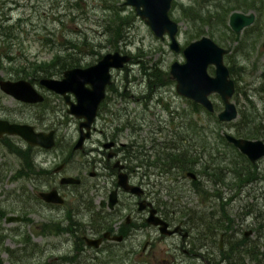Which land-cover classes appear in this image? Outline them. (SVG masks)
<instances>
[{
	"label": "flooded vegetation",
	"instance_id": "1",
	"mask_svg": "<svg viewBox=\"0 0 264 264\" xmlns=\"http://www.w3.org/2000/svg\"><path fill=\"white\" fill-rule=\"evenodd\" d=\"M194 3L185 9L190 14L198 15L195 10L204 9L203 4L198 1ZM19 7H21L19 0H0V71L2 69L6 71V73H0V81L28 79L44 95V100L23 101L5 92L1 86L0 89L5 94L30 104L43 103L48 100V93H57L63 99L64 105H67L66 112L70 113V104L65 95L41 83L43 77H54L53 73L45 75L37 72L43 65H33L34 71L28 70L31 68L30 65H19L21 62L27 63L30 60L26 52L27 48L19 34L24 30L26 16L23 14L15 17V10H19ZM232 12L229 15H223L222 18L224 22L222 25L232 33L230 42L235 43L222 45L230 49L224 54V61L230 69L231 76L236 73L235 65L240 52L255 48L256 42L251 41V36L256 33V38H259L261 25H264L258 21L256 23V13L251 11L255 13V19L250 25L253 26L256 23V27L246 30L250 28V25H247L241 31H236L230 24ZM180 28L179 23V31ZM185 46L181 45L178 52L184 54ZM121 52L130 54L132 59L130 52ZM56 54L54 60L48 64L54 69L56 68L54 63L60 64L64 68L60 70L62 75L66 69L81 66L76 64L75 56L68 52ZM65 59L71 60V63L68 61L64 63ZM208 70L214 74V65H210ZM36 83L41 86V89ZM236 89H239V84L235 81V91ZM257 90L264 92V84ZM244 92L246 93V90ZM69 94L70 99L75 101V95L72 92ZM148 97L151 99V94ZM105 98L106 95L98 106L89 131L90 135L85 138L81 146H77V143L81 135L82 119L70 113L78 118V137L71 143L70 140L67 142L70 150L66 154L62 150L61 162L56 167L42 166L35 160V154L34 161L38 166L36 169H40L39 173L27 172L25 170L28 169L27 167L18 173V170L14 172L15 177L36 183H32L34 186L32 190L30 189L31 193L27 192L32 202L28 200L25 207L28 205L30 207L31 203L36 202L42 206L63 208L67 202L66 190L75 196L74 207L70 211L67 206L65 207L64 218L43 223V229L46 231L57 230L59 233L67 234V239L70 236L75 239L73 255L60 254L59 259L63 260L60 264H85V259L86 264H104L105 262L113 264L112 261H117L119 264H225L223 261L225 253L215 251L216 240L219 241V248H224L228 237L238 242L260 244L258 242L264 237V221H261L257 214L264 211V205L261 208L258 206L256 216H253V213L255 206L258 205L255 204V198L256 200L260 196L264 198V166L261 165L264 156L252 160L228 140L227 133L241 135L237 133L236 125L234 131L223 130L225 123L236 119L231 121L219 119L218 112L223 109L224 103L219 109L213 101L215 108L213 111L209 110L215 112L218 119L224 122L215 129L219 128L217 139L219 138L221 142L217 146L214 144L215 141L208 142V119L204 118L207 115L205 110L208 109L190 97L188 98L194 103L202 105L203 109L177 110L171 105L161 103L163 105L161 109L148 108L144 109L143 113L139 112L140 114L127 107L121 113H112L107 109ZM192 100H189V103H192ZM2 107L7 114L11 113L10 108ZM0 118L10 122L30 123L18 121L8 115H0ZM44 118L46 115H43ZM114 121L117 123L114 124ZM36 129L44 131L55 129V145L51 148L32 146L20 135L8 133L0 136V141L6 143L13 141L14 144H19L20 140H24L36 153L51 150L57 146L58 126L52 123L45 124V129L37 127ZM96 134H99L94 140L96 146L86 149L87 141ZM222 137H225L226 141L234 147L222 142ZM90 152L96 155L93 154V158L81 161V164L71 165L73 154ZM9 165L0 163V169L5 166L9 168ZM1 172L0 181L4 179ZM64 176H73L80 181L63 183L61 179ZM120 176L128 187L119 183ZM229 176L231 187L224 182V179L229 180ZM39 177L40 181L37 180ZM224 186L230 189V197L224 196L222 190ZM51 189L58 190L64 198L63 203L47 201L40 195L41 191ZM243 196L249 198L252 196V205L249 203L250 209L231 213L228 204L238 200L239 205L242 206L239 197L243 199ZM2 211L1 209L0 223L4 217L7 222H11L7 220L9 214L1 216ZM26 211V209H20L17 214L13 213L21 216L16 221L29 222V212ZM227 215L230 218L229 221H225ZM250 216L253 219L247 222ZM0 229L4 232L7 230L3 225H0ZM88 238L94 241L89 243ZM28 241H30L29 238ZM15 249L16 254L12 252L14 250L8 249L10 256L16 255L15 257L19 260L34 258V253L28 250L27 244ZM69 256L71 257L67 259L66 257ZM68 260L71 261L68 262Z\"/></svg>",
	"mask_w": 264,
	"mask_h": 264
},
{
	"label": "rangeland",
	"instance_id": "2",
	"mask_svg": "<svg viewBox=\"0 0 264 264\" xmlns=\"http://www.w3.org/2000/svg\"><path fill=\"white\" fill-rule=\"evenodd\" d=\"M19 1L21 7L15 10V17L23 14L26 16V23L23 24L24 30L19 34L30 58L27 63L21 62L19 65H30L31 68L28 70L34 71L33 65L47 66L54 60L56 53L68 52L75 56L76 64L84 66L97 62L102 54L109 51H127L132 54V59L124 67L111 68L112 82L107 86L105 98L107 109L112 113H121L127 107L140 114L139 112L143 113V110L148 108L161 109L163 107L161 103L171 105L177 110L194 108V101L178 93L176 80L170 77L171 63L174 60L184 61V54L170 47L168 36L161 38L156 35L145 19L136 12L134 6L125 4V0ZM194 1L201 2L204 8L201 15L198 14L196 17L185 9L195 4ZM225 3V0H173L169 13L180 23L178 36L180 44L185 46L191 40L200 38L202 35H209L223 46L227 43L234 45V41L230 42L232 33L222 25L223 17L218 16ZM256 4L258 5L254 8H236L235 10L254 11L257 18L256 23L258 21L264 24V6H261L258 1ZM230 12L232 10L228 12V15ZM255 24L250 25V28L246 30L256 27ZM261 28L259 38H256V33L251 36V41L256 42L255 48L245 49L238 56V62L235 65L236 73L232 76L239 84V89H236L233 95L239 115L234 121L225 123L223 130L234 131L235 124L241 117V110L249 103V99L255 104L254 109L264 118V92L257 90L260 85L264 84V25H261ZM51 70L52 76H63L61 71H54V68ZM37 72L44 73L42 70H37ZM0 73H6V71L2 69ZM36 85L41 89L38 83ZM48 94L47 101L30 104L21 102L0 89V115H8L18 121L30 122L38 129H45V124L53 123L58 126L57 146L51 150L38 151L35 157V160L42 166L54 168L61 162L62 150L65 151L64 154L70 150L67 142L70 140L71 143L78 137V118L66 112L67 105H64L59 94L51 92ZM149 94H151V99L148 97ZM211 98L221 109L223 105L221 96L213 93ZM189 100H192V103H189ZM2 106L10 108L11 113L7 114ZM43 115H46V118L43 119ZM206 117L209 124V116H204ZM116 123L117 121H114V124ZM215 129L216 127L210 123L207 129L208 142H214L217 139L219 128ZM98 136L99 134H96L87 141L86 149L96 146L94 140ZM257 137L263 138L261 135ZM22 141L24 140H20L19 144H14L13 141L10 143L0 141V163L10 164L9 168L5 166L4 169H0L4 177L0 181V210L5 212L4 216L17 214L20 209H26V212H29V222L16 220L7 222L5 217L2 219L0 225L7 230L5 232L1 230L0 233L1 236L5 235L0 240V264H60L63 261L59 259L60 254L73 255L75 239L72 236L67 239V234L59 233L57 230L46 231L43 229V223L64 218L66 216L65 207L67 206L69 211L72 210L75 196L66 190L67 202L63 208L42 206L36 202L31 203L30 207L29 205L25 207L28 200H31L27 192L31 193L30 189L36 183L25 181L14 175V172L20 168L23 155L28 153L29 145L27 146L25 141ZM13 146L24 149L22 154L18 151L13 152ZM93 154L96 155L93 152L73 154L71 165L81 164V161L93 158ZM261 163L264 166V158ZM25 170L37 173V169ZM39 179L41 178L37 180L40 181ZM222 188L224 196L230 197V189L226 186ZM243 197V199L239 197L242 206L239 205L238 200H233L231 201L233 203L228 204L231 213L250 209L249 203L252 205V196ZM260 197L254 200L258 205L255 206L253 216H256L258 206L261 208L264 205V198ZM251 219H253L252 216L248 217L247 222H251ZM26 238L30 239L27 243ZM23 244H27L28 250L34 253V258L28 259L25 263L15 257L16 255L10 256L9 251L14 250L12 252L16 254L15 248ZM25 252H27L26 249ZM14 257L18 260L15 261ZM84 262L86 264V259Z\"/></svg>",
	"mask_w": 264,
	"mask_h": 264
},
{
	"label": "water",
	"instance_id": "3",
	"mask_svg": "<svg viewBox=\"0 0 264 264\" xmlns=\"http://www.w3.org/2000/svg\"><path fill=\"white\" fill-rule=\"evenodd\" d=\"M125 4L134 6L136 12L145 19L154 33L160 37L167 34L171 38L170 46L179 51L181 44L178 39L179 23L170 16L172 0H125ZM255 19V13H245L235 10L230 15V24L236 31H241ZM230 49L225 48L209 35L191 41L184 47L185 61L178 60L171 64V77L177 82V91L194 101L201 103L208 110H214V102L210 94H220L224 107L218 112L223 121L237 118L238 108L232 100L235 92V80L230 69L224 61V54ZM131 59L130 54L119 50L105 53L97 62L82 67L76 66L64 71L62 78L43 77L41 83L50 89L65 95L70 104L69 112L81 118V135L77 146H81L90 135L91 124L95 119L98 106L106 95V88L112 82L111 68L123 67ZM214 65V74L208 70ZM1 88L13 94L20 100L38 102L44 100V95L28 79L0 81ZM70 92L76 100L70 99ZM4 133L17 134L23 137L32 146L51 148L56 143L55 129L49 131L37 130L30 123L10 122L0 118V136ZM227 138L241 152L247 154L252 160L264 156V140L262 138H247L227 133ZM73 176H64L63 183L79 182ZM119 183L128 187L120 176ZM40 195L47 201L63 203L64 198L57 189L41 191ZM20 215L9 214L8 221L20 219ZM162 221V219H160ZM89 243L93 239H87ZM97 244V243H96Z\"/></svg>",
	"mask_w": 264,
	"mask_h": 264
},
{
	"label": "trees",
	"instance_id": "4",
	"mask_svg": "<svg viewBox=\"0 0 264 264\" xmlns=\"http://www.w3.org/2000/svg\"><path fill=\"white\" fill-rule=\"evenodd\" d=\"M226 3L225 5L221 8L220 13H222V16H220V13L218 14L219 17H223V15L228 14V12L230 10H235L236 8H241V9H250V8H254L257 7L258 4H256V1H258V3H260L261 6H264V0H242V2H240V0H225ZM197 12V14H200L203 12V9H197L195 10ZM201 15V14H200ZM195 17L197 15H194ZM209 17V16H208ZM212 31V29H211ZM71 63V60L65 59L64 63ZM56 65V68L54 69V71H60L63 70L64 68L57 63H54ZM51 68L50 64H48V66H41L40 68H38V70H42L44 71V74H51ZM246 98L249 99V96L246 95ZM219 105L216 104V107H218ZM254 104L253 102L249 99V103H247V105L241 110V117L238 120V122L235 124L237 126V133L239 135H243L245 137H257V136H263L264 138V118H262V116L257 112L256 109H254ZM193 107L200 110L203 109L202 105H200L199 103H194L193 102ZM202 107V108H201ZM207 113V116H209V124L212 123L214 125V127H218L219 125L224 124V122H221L216 113L215 112H211L209 110H205ZM208 124V126H209ZM263 131V132H261ZM218 137V136H217ZM224 141L225 144L227 145H231L232 147H234L233 144L228 143L225 139V137H222V142ZM210 142V141H209ZM217 144V146H219L221 144V142H219V138L215 140V145ZM223 145V144H222ZM14 148L12 149L15 153L16 151H18L19 153L22 154V151L24 149H21L17 146H13ZM28 153H25V155H23V159L21 160L20 163V168H18L17 173L19 171H23L25 167H27L28 169H31L32 171L34 169H36L38 166L34 161V157H35V150L30 149V147L28 146L27 149ZM241 154V153H240ZM19 155V154H18ZM21 156V155H20ZM26 156V157H25ZM232 164H234L233 162H230ZM40 172V169H37V173ZM225 183H228L227 185H229V187H231L230 183H231V179L226 180L224 179ZM33 198H35V194H33ZM5 212L2 211L1 216H4ZM257 217L261 220L264 221V211H260V213L257 214ZM229 216L227 215V218L225 217V221H229ZM1 230V229H0ZM1 233V232H0ZM3 235V234H2ZM4 237L1 236L0 234V240L1 238ZM26 241H28V239H25ZM258 242V241H257ZM215 248H216V252L218 253H225L224 255V262L225 264H264V237L261 238V241L258 242L260 243L259 245L257 244H252L250 242H238L236 240H233L231 237H228L226 242H225V246L224 248H219V241L216 240L215 241ZM36 247V246H35ZM35 249V248H34ZM18 260L15 258V261ZM21 262H26L28 261L27 258H23L22 260H20ZM106 263V262H105ZM104 263V264H105ZM113 264H116L117 261H112ZM118 264V263H117Z\"/></svg>",
	"mask_w": 264,
	"mask_h": 264
}]
</instances>
